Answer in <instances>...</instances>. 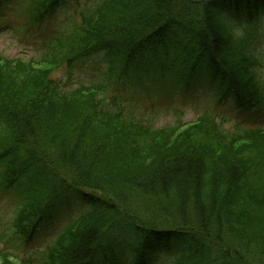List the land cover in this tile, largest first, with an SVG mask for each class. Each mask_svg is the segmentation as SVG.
<instances>
[{
	"label": "trees",
	"instance_id": "obj_1",
	"mask_svg": "<svg viewBox=\"0 0 264 264\" xmlns=\"http://www.w3.org/2000/svg\"><path fill=\"white\" fill-rule=\"evenodd\" d=\"M57 1L34 0L35 20ZM239 14L249 25L230 23ZM262 16L264 0H101L48 40L41 63L0 56V177L22 197L15 233L30 237L69 193H93L40 264H153L176 250L169 264H264V127L225 130L208 111L154 127L105 103V84L67 90L51 75L104 51L108 81L147 65L174 85L209 78L219 105L254 107ZM0 264L36 263L0 251Z\"/></svg>",
	"mask_w": 264,
	"mask_h": 264
},
{
	"label": "rangeland",
	"instance_id": "obj_2",
	"mask_svg": "<svg viewBox=\"0 0 264 264\" xmlns=\"http://www.w3.org/2000/svg\"><path fill=\"white\" fill-rule=\"evenodd\" d=\"M98 0H68L65 3H62L59 10L56 12L54 18L55 21L48 23V25H54L59 23L60 27L70 25L72 22L79 21V11L84 8L86 5H92ZM13 0L12 4L7 5L8 9L17 6L18 2ZM23 5V1H22ZM26 6L27 1L25 0V6L22 10L16 12H6L2 15V23H13L14 25H19L23 23L26 17ZM22 27V26H21ZM58 27V26H57ZM33 34H23L20 30L15 32L13 31H4L0 30V52L10 57H37L39 55L40 49L34 44L35 40L32 39ZM34 38V37H33ZM261 46H258L260 49ZM106 65L102 61V56H96L83 64H80L75 70L69 71L65 67H60L53 72V77L60 79L62 82H66L69 87L77 86L80 83H89L90 81L99 80L102 78L100 75L101 72L105 69ZM264 74V71L263 73ZM200 84H209V82H196L191 86V91L193 94L197 93L199 99H186L179 97L178 95L172 97L171 99L163 100L162 102L156 99H141L142 104H147L150 110L139 109V114L146 120L152 121L154 126H162L164 124H173L177 119L181 121H192L194 120L207 106L205 103L211 105L214 101V95L209 88L201 90ZM67 88V86L65 87ZM112 92L118 96V88L115 86L111 87ZM189 91V90H188ZM129 94V93H128ZM127 94V95H128ZM201 99V100H200ZM176 110V111H175ZM236 116L245 114V110L242 108H231ZM221 113L217 115V119L226 130L234 129L237 124L241 126H247L248 122L245 120L238 119L235 116L220 111ZM8 191H14L9 189ZM18 197L9 192H0V234L6 236L11 232L9 223H6L8 216L12 213L15 215L16 210L18 209ZM92 207L91 204L85 203L82 200V197L79 193L73 192L68 195V197L59 205L55 206L51 212H53V217L50 221L44 223L40 232L35 236L33 242L29 245L30 241L27 244V247H31L34 244V247H37L35 250L42 248L48 243L49 238L45 237V240L39 237H43L49 234L52 230L58 228V233L61 229L58 226L60 223L58 220L65 221L68 218L72 219L78 215L79 212L86 211ZM0 239V246L2 243ZM34 250V251H35ZM33 251V249H32ZM34 251L32 253H34ZM31 253V254H32ZM167 259H160L157 264L167 263Z\"/></svg>",
	"mask_w": 264,
	"mask_h": 264
}]
</instances>
